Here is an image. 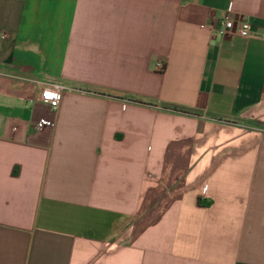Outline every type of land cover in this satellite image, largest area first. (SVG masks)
Segmentation results:
<instances>
[{
    "label": "crops",
    "instance_id": "crops-1",
    "mask_svg": "<svg viewBox=\"0 0 264 264\" xmlns=\"http://www.w3.org/2000/svg\"><path fill=\"white\" fill-rule=\"evenodd\" d=\"M0 264H264V0H0Z\"/></svg>",
    "mask_w": 264,
    "mask_h": 264
},
{
    "label": "built area",
    "instance_id": "built-area-1",
    "mask_svg": "<svg viewBox=\"0 0 264 264\" xmlns=\"http://www.w3.org/2000/svg\"><path fill=\"white\" fill-rule=\"evenodd\" d=\"M216 30L223 35L237 33L245 37H248L253 33L251 23L248 20L242 17H233L229 14L224 15L221 23L216 27ZM160 65L162 66V63ZM63 89L64 85L60 83L43 82L39 85L38 99L43 101L52 110L56 109L59 105ZM46 90L58 93L60 97L59 101L54 104L53 100L55 99V97H53L46 103L44 97V93ZM53 124L54 119L52 117L44 115L32 120V126L36 129L42 128L44 126H52Z\"/></svg>",
    "mask_w": 264,
    "mask_h": 264
},
{
    "label": "clouds",
    "instance_id": "clouds-1",
    "mask_svg": "<svg viewBox=\"0 0 264 264\" xmlns=\"http://www.w3.org/2000/svg\"><path fill=\"white\" fill-rule=\"evenodd\" d=\"M44 97H45V102L47 103L48 100L52 99L53 97H55V99L53 100V103L55 104L56 102L59 101V94L53 91H48L46 90L44 93Z\"/></svg>",
    "mask_w": 264,
    "mask_h": 264
}]
</instances>
